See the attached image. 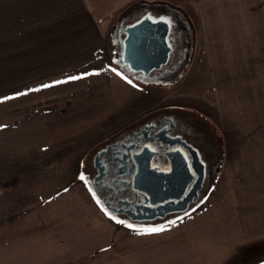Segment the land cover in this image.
Segmentation results:
<instances>
[{"label":"rangeland","instance_id":"374dc122","mask_svg":"<svg viewBox=\"0 0 264 264\" xmlns=\"http://www.w3.org/2000/svg\"><path fill=\"white\" fill-rule=\"evenodd\" d=\"M119 1V19L97 55L126 81L113 93L125 102L113 112L111 134L95 145L76 138L81 128L54 139H12L0 116V264H216L247 243L264 257V0ZM144 15L174 26V57L182 58L156 85L119 65L110 46L117 30ZM5 62L2 102L13 91ZM167 111L188 120L215 153L204 157L211 174L180 213L149 221L110 213L136 228L167 229L136 234L102 211L91 183L95 152Z\"/></svg>","mask_w":264,"mask_h":264},{"label":"crops","instance_id":"0c3cea01","mask_svg":"<svg viewBox=\"0 0 264 264\" xmlns=\"http://www.w3.org/2000/svg\"><path fill=\"white\" fill-rule=\"evenodd\" d=\"M121 10L116 0H0V59L6 60L7 91L13 90L0 100L5 137L47 140L81 128L76 138L95 145L112 133L113 112L125 102L119 105L113 93L126 81L109 58L97 55ZM254 245L240 244L236 256L216 264H264ZM195 259L202 260L200 253Z\"/></svg>","mask_w":264,"mask_h":264},{"label":"flooded vegetation","instance_id":"af4514ba","mask_svg":"<svg viewBox=\"0 0 264 264\" xmlns=\"http://www.w3.org/2000/svg\"><path fill=\"white\" fill-rule=\"evenodd\" d=\"M122 33L121 29L117 30L110 44L116 47L118 55H122ZM181 61V56L175 55L170 66L153 69L147 74L131 71L123 62L119 65L156 85L173 75ZM134 125L95 152L97 172L92 175L91 183L103 208L138 221L184 211L178 208L195 192L198 197L205 178L211 174L204 157L207 153L210 157L215 153L208 149L203 136L189 121L173 111ZM217 169L214 166L213 174ZM190 204L193 203H188L187 208Z\"/></svg>","mask_w":264,"mask_h":264},{"label":"water","instance_id":"95a60500","mask_svg":"<svg viewBox=\"0 0 264 264\" xmlns=\"http://www.w3.org/2000/svg\"><path fill=\"white\" fill-rule=\"evenodd\" d=\"M173 27L163 19L152 20L144 15L133 24L124 27L122 55L118 62H124L132 71L144 74L153 69L167 67L173 62L175 54V36ZM140 171V170H139ZM140 173V172H139ZM202 178L199 179L201 182ZM197 185L194 189L196 190ZM197 200V195L187 199L178 210H185L188 203Z\"/></svg>","mask_w":264,"mask_h":264},{"label":"snow or ice","instance_id":"6c2138e0","mask_svg":"<svg viewBox=\"0 0 264 264\" xmlns=\"http://www.w3.org/2000/svg\"><path fill=\"white\" fill-rule=\"evenodd\" d=\"M117 75H120V73H117ZM124 78V77H122ZM70 79H77V77H70ZM56 83H60L59 81ZM128 83L131 84V80L128 81ZM43 87H49V85H44ZM3 127V126H0ZM81 180H85V177L83 174L80 175L79 177ZM95 198V197H94ZM97 204H100V201L97 200ZM102 211H105V215L109 216L110 219H113L115 223L117 224H123L125 227L132 229L136 232V234H153V233H159L167 230L165 227H150V228H136L132 224H126L124 221L117 219L114 216H111L110 213L102 208ZM173 225L175 224V221L171 222Z\"/></svg>","mask_w":264,"mask_h":264}]
</instances>
